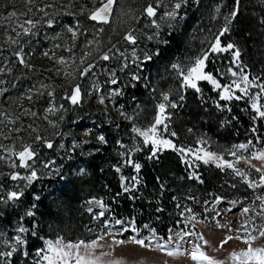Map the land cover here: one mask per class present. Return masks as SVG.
<instances>
[{
    "label": "rangeland",
    "instance_id": "obj_1",
    "mask_svg": "<svg viewBox=\"0 0 264 264\" xmlns=\"http://www.w3.org/2000/svg\"><path fill=\"white\" fill-rule=\"evenodd\" d=\"M29 1V0H27ZM26 1V2H27ZM259 2V6L264 8V0H255ZM34 13L37 15H46L48 17L51 12L49 0H32ZM80 4L81 10L87 6H93L90 9H96L101 6V0H76ZM178 0H158L157 6L159 10L154 17L145 15L144 22L141 23L139 18L137 24L133 28H128L129 32L136 37V44H132L125 40L118 42L117 45L110 50L108 60H101L89 77L81 79L80 69L87 57L94 61L98 57H92L91 51H96L99 47L97 45L99 41L95 42L94 38H88L80 50H76V44L79 34V28L74 29L72 26L67 25L63 27V31L56 32L58 42L55 46L49 50L47 45L54 43V38L51 40L46 37L47 31H40L37 20L32 19L35 23V29L30 33L25 34L21 25H26L24 20L20 23H14L21 19L28 10H22L17 12L16 10L6 11L4 17H1L0 33L3 35L5 42L3 46H0V102L3 101H16L12 103L15 108L21 110V116H17L15 111L10 112L12 107L5 109L0 108V139L3 137V141H13L17 133L8 130V127H14L13 123H18L21 126L18 128L19 131L27 133L25 127H33L37 124L40 128L36 131L31 130L29 135H40L42 129L51 127L49 119L45 118L49 115L59 114L60 111H64L68 105L65 100L52 102L49 107L44 108L42 114H32L31 112H24L28 110L27 103L33 100L41 93L43 89L42 79L49 78H62L63 80L73 81L71 84L79 85L84 92L81 100L78 103L77 112L73 117L77 118L75 124L68 129L65 140L56 142L57 148L55 152L50 151H38L34 161H31L33 165L38 164L41 177L45 179V196L49 198L57 199L60 197V187L67 181L70 176H73L78 167L83 166L84 163H80L79 158L84 155H90L96 152L107 141V136L110 133H117L120 129L118 126L113 124L126 121H137L138 127L134 129L146 130L155 121L158 114V105L160 103L166 104V114L172 103L177 105L178 101L181 100L180 96L186 94L184 88H182V77L178 74V71L172 67L174 64L180 65L185 71L192 65L195 58L203 55L205 52H210L211 44L214 42L216 35L223 29V25L219 30L213 28L214 24L226 21L225 17L228 15L224 10V4H219L216 0H187L186 4H182L178 10L179 15L175 20L165 16L166 12L174 10L175 3ZM67 8H59L58 11L63 13V16L67 15ZM13 12L15 16L11 15ZM209 14L210 17L209 18ZM64 16V17H65ZM230 17V16H229ZM62 19V17L60 18ZM64 19V18H63ZM13 21V22H12ZM155 21V24L153 23ZM139 23V24H138ZM228 23V21H227ZM226 23V24H227ZM106 24L97 23V32L103 34V27ZM156 25H159L157 27ZM18 27H20L18 29ZM27 27H31L30 25ZM34 28V27H32ZM71 28L75 32L73 35ZM199 31V32H198ZM197 34V43L190 46V50L187 52L179 53L172 59H168L163 68L162 58L166 51H171L175 42L171 40V37L176 38L177 42L182 44L183 40L187 42V36ZM0 34V35H1ZM54 36L55 33L52 30L49 33ZM230 35V34H229ZM151 37V39H149ZM232 40V38H229ZM12 41H16L13 43ZM170 41L172 44H170ZM222 41V40H221ZM229 41V40H228ZM240 47L235 41L231 42ZM197 46L195 47L194 45ZM97 45V47H96ZM222 45L223 41H222ZM23 50V57H26L31 61L33 69L32 74H37L32 83L27 76L24 81L23 91L17 96H12L15 86L11 84V75L16 72L18 68L14 69V63L19 60L15 53ZM46 49V50H45ZM183 49V48H182ZM45 50V51H44ZM27 53H26V52ZM47 53L48 55H44ZM12 55V56H11ZM151 56V60H146L145 56ZM211 55V54H210ZM209 55V57H210ZM172 57V56H171ZM179 57V58H178ZM213 57H217L218 74L225 80V84H230L233 80H239L240 69L233 63V57L231 52L215 53ZM242 57V54H241ZM12 60V61H10ZM36 61V63L33 62ZM61 60L64 62L62 63ZM17 63V62H16ZM208 64L206 62L205 71L207 72ZM241 67L243 68L242 64ZM229 69L236 71L238 75L236 77L231 76ZM244 69V68H243ZM211 71V70H210ZM212 71H214L212 69ZM211 71V72H212ZM112 73H115L113 76ZM244 74L249 76L244 69ZM45 76V77H44ZM133 76L138 79L133 80ZM115 79L117 83H111V80ZM143 81V85L153 86L155 88L153 94L154 98L160 97L159 104L153 107V111L145 109V101L141 102L138 98H130L133 96L132 91L129 89L135 88L134 86L139 82ZM169 80L171 85L168 87H161L160 84ZM258 80V79H256ZM202 81H198V86ZM159 84V85H158ZM213 87V86H212ZM200 88V87H199ZM16 89V87H15ZM158 89V91H157ZM201 89V88H200ZM195 91L194 89H190ZM250 94L259 92L258 88H250ZM213 96L210 100L209 105L216 109L217 113L221 117V123L223 129L231 127L232 123L229 115L234 112L235 109H239L244 117L248 119L250 126L248 129H244L242 135L238 137V140H231L230 136L217 137L216 133L212 131H205V133H198L195 135L196 140L194 144H187L184 146L185 152L182 153L183 159L192 160L195 163H200L206 170L213 168L219 170L225 177L223 180L224 186L229 189V196H223L218 193L212 200H194L197 206L191 207L188 205L184 213L186 216H182L177 220V227H172L167 231H161L158 228L154 229L150 225L143 224L139 225L133 218L127 217H115L112 218L111 209L103 205L99 198L88 197L86 201H83L82 207L85 209L91 218L92 226L88 227L89 233L95 235V237L89 240L71 241L67 238H62L65 243L72 242L76 243L84 241L90 243L92 241H98L99 246L92 251V258L97 259V264H115L119 261V264H196L192 261L190 252L192 251L195 244H200L202 250L205 251L210 257L215 258L219 261H224L225 264H232L230 260V254L232 251H239L244 249L246 245L240 240H231L220 247L221 241L228 235H242V233L235 230L240 229L241 225L245 221H249L250 217H254V220L250 223L259 225L264 223L259 216H255L253 212L243 214L242 209L245 207L255 208L256 212L260 211V201L256 199L257 196H264V187L251 188L249 187L247 180L253 182H259L260 177L264 174V160L254 159L253 157L257 154L264 153V139H263V126L260 130L254 128L253 115L249 112L247 107L251 108V100L249 97H244L240 100L233 99L231 101L220 100V92L212 89ZM118 93V94H113ZM204 92L197 93L198 98L204 97ZM26 94V98L24 97ZM217 94V95H215ZM236 95H242L239 91H236ZM167 95L168 101H164L163 97ZM31 97V99H29ZM50 97L56 100L58 97H53L50 92ZM103 99V103H101ZM149 100V98H147ZM21 102V103H20ZM217 102L221 105L217 107ZM261 103L264 104V98L261 99ZM83 108H80V107ZM53 109V111H49ZM228 109H231L230 111ZM146 113L147 116H144ZM14 115V121L10 122L9 115ZM44 114V115H43ZM139 116L142 120H138ZM79 117V118H78ZM116 121L115 123H112ZM264 119V118H263ZM172 119L166 121L168 123V130L164 132L163 126H160V135L164 139H169L175 145L174 139L177 138V134L172 136L171 133L175 132L171 123ZM12 124V125H11ZM11 125V126H9ZM226 126V127H225ZM255 129V131H253ZM134 134L143 140L138 132L134 131ZM103 136L104 141H100L99 137ZM203 142V143H202ZM244 144L246 148H239L238 146ZM176 146V145H175ZM203 147L206 151L216 154L218 157H222L224 161L232 162L235 165V169H238L243 176L236 175L235 169L225 167H218V161H210L205 164L203 160L196 159L194 153ZM191 149V152L187 150ZM10 148H5L0 142V157L6 159H0V173L1 176L10 174L13 171H19L17 167H11L13 161L18 162L15 156L12 155ZM171 149H163L159 152L170 151ZM13 151V150H12ZM235 152L233 156L230 153ZM203 155V153H199ZM87 157V156H86ZM239 158V159H238ZM35 159L37 161H35ZM75 161V162H74ZM30 163V162H29ZM30 163V164H31ZM49 165L45 168L44 165ZM261 169L257 171L256 169ZM14 173V172H13ZM20 173V171H19ZM21 174V173H20ZM23 175V174H22ZM198 177V179H197ZM195 179L200 182V176H195ZM26 185V181L18 180L10 188L11 191H19ZM40 188L42 186H39ZM59 189V190H58ZM42 191V188L41 190ZM4 192L0 190V196ZM39 190L33 192L32 195H38ZM6 197V195H4ZM25 196V195H23ZM219 199V203L217 202ZM235 202V203H233ZM8 205V204H7ZM7 205L0 203L1 206L6 207ZM31 210L25 208V211ZM32 211V210H31ZM34 212V211H33ZM101 213H103L101 215ZM195 217V219H192ZM2 218H5L2 216ZM7 218V217H6ZM20 218H14L8 226L3 225L0 231V238L4 239V242H0V249L2 251H8L7 244L14 242V237L18 235L17 229L21 226L25 227V221L20 222ZM120 221V223H117ZM217 221L221 225L227 227H217ZM229 228L233 229L229 232ZM195 233L196 235L183 236V233ZM158 234V235H157ZM203 235L208 241V244H203L198 239L199 235ZM168 239L165 240L164 238ZM103 237V239H100ZM143 239L146 246H141L133 243L132 240ZM26 239L28 236L26 235ZM58 239V238H57ZM57 239L42 237L43 248H47V241L51 240L55 242ZM117 241H124L123 244L116 243ZM150 246H147L149 245ZM157 244H164L165 248L161 250L157 247ZM29 243L22 250L15 252L12 257L26 251ZM254 246H264V238H259ZM179 249L181 254L168 255L169 251H176ZM84 252V249H81ZM24 255V254H23ZM12 257L6 258L10 264ZM3 259L0 258V264H3ZM40 261V257L38 262ZM46 264V262H41Z\"/></svg>",
    "mask_w": 264,
    "mask_h": 264
},
{
    "label": "trees",
    "instance_id": "obj_2",
    "mask_svg": "<svg viewBox=\"0 0 264 264\" xmlns=\"http://www.w3.org/2000/svg\"><path fill=\"white\" fill-rule=\"evenodd\" d=\"M26 1L0 0V25L2 24L1 17H4V13L7 10H16L17 12L28 10L21 19L17 22L14 21V23H20L21 20L26 23L28 20L36 19V24L39 23V33L41 30H45L47 31L45 33L46 37L49 40L54 38L52 46H45L49 50L58 42L56 32L63 31V27L67 25L72 26L74 29L79 28L76 50H80L88 38H94L95 42L99 41L97 44L99 45L98 49L91 51L92 57L98 58L91 61V58L87 57L80 69L81 79L89 77L96 70L97 64L102 60L101 57L104 54H108L118 42L123 41L124 37L130 33L127 29L135 27L139 18H141V23L144 22L143 17L147 15L145 8L149 4L156 8V14L159 10L157 6L158 0H116L109 22L100 23L90 19V13L95 10L90 9L93 6L84 7L81 10V6L76 0H49V5L47 6L50 7L51 12L48 17L35 14L32 0ZM216 1L219 4H224V10L228 12L226 17H229L234 7H236L235 0ZM67 6H69L67 15H64V17L63 13L58 11V9H65ZM61 17L62 19H60ZM209 18H211L210 14ZM49 20L52 21V26L48 25ZM97 23L106 24L103 27V34L97 32ZM226 23L227 21H222L214 24L213 28L217 31L222 25L225 27ZM227 25L230 31L221 37L223 44L226 45L235 41L240 45L241 64L245 71L249 73V79L254 80L256 76L260 77L257 75L258 73L264 77V8L259 6L258 1L240 0L239 14ZM27 26L29 25L26 23L24 27ZM30 28L33 31L37 27ZM52 30L55 33L54 36L49 34ZM197 34L186 35L188 40L187 42L183 40L182 44L177 42L176 38L171 37L175 44L171 45L173 48L171 51H166L161 57L163 68H165L168 59L177 57L176 55L183 53V51H189L190 46L198 41ZM2 37L3 35L1 34L0 46L2 45L5 51L6 49L3 45L5 42ZM230 37L232 40L229 39ZM170 44H172L171 41ZM194 46L196 47L197 44ZM15 52L14 50L13 56ZM214 54L210 55L207 61V68L217 72L219 68L217 65L218 58L213 57ZM24 60L25 64H21L19 60L14 63L13 68L18 69L11 75V84L16 87V89L13 87L14 89L11 90L13 91L12 96H17L24 90L23 86L26 76L32 83H34V78L37 76V74H32L31 61L29 59L27 61L26 57H24ZM33 62L36 63L35 60ZM90 65L92 67L87 74H82L84 69L89 68ZM42 82L43 89H41V93L27 103L28 110H24V112L40 115L43 113L44 108L59 100L67 101V107L64 111H60L59 114L45 117L49 119L50 123L48 125L51 127L42 129L41 134L37 136L34 134L29 135L31 130L36 131L40 128L37 124L34 126L36 130L33 127H25L27 130V133H25L18 130L21 126L20 124L17 122L13 123L14 127H8V130L17 133V138L9 142L3 141L4 138L2 137L0 142L5 148L19 152L24 145H31L35 153L38 151L55 152L57 148L56 142L65 140L68 129L75 124L77 118L73 117V115L77 112L76 106L78 104L73 105L68 97L72 95L77 85L71 84L73 82L71 80L67 81L62 78L46 77L42 79ZM170 85L171 82L169 80L160 84L161 87ZM134 87L129 89L133 95L129 97L131 99L138 98L141 102L145 101V109H151V114L153 107L160 103V97L154 98L153 92L155 88L143 85L141 80ZM199 87L204 92L202 99L198 98L196 91L190 90L191 88H184L183 92L186 93L184 99L178 101L177 107H170L167 111L170 119L173 117L174 120L171 125L176 129L177 138L174 139L176 148H184L187 144H194L195 135L205 133V131H212L216 133L217 137L230 136L229 141L238 140L243 130L248 129L250 126L248 119L244 117V114L239 109L234 108V112L229 115L232 123L231 127L223 129L221 117L215 113L216 109L208 103L212 99L211 96L214 95L212 85L201 82ZM80 90L83 96L84 92L81 88ZM50 92L53 97L58 98L53 100L50 97ZM24 97L26 98V94H24ZM12 103L18 104L16 101H3L0 102V108L8 109L12 107L10 112L13 113L15 111L17 116L20 117L21 110L19 108L13 109L15 107ZM80 108L83 107L81 106ZM9 116V121L13 122L14 115L11 114ZM144 116H147L146 113ZM138 120H142V117L139 116ZM113 122L115 123L116 121L112 119ZM113 125L120 127L119 131L110 133L107 136V141L95 153L84 154L82 158H79L80 163L85 162L84 167H78L75 171L76 174L70 176L62 184L58 199L57 194L54 199L45 196V191L48 189L42 183L45 179L41 177L38 164L33 165L29 161L32 165L31 169L17 167L21 175H29L31 170L34 169L39 179L22 188L25 196L21 197L19 201L10 202L6 207L1 206L0 231L3 225L8 226L14 218H20V222L25 221V228L29 229L26 234L28 236L26 240L29 243L26 249L27 256L19 252L12 257V260H10L11 264H37L39 259L37 251L43 248L42 237L52 239L65 238L66 240L68 238L71 241L76 239L89 240L95 237L88 230V227L92 226V218L82 207L83 201H86L88 197L101 199L111 209L112 218H133L140 226L147 224L154 229L158 228L161 231H167L172 227H177V220L182 216H186L184 211L188 205L194 208L197 206L194 200H212L218 193L223 196H229V189L223 183L225 177L219 170L213 168L206 170L200 163L197 164L192 160L183 159L182 153L173 149L163 153L157 152L156 157L149 159L153 146L151 144L145 145L143 140L134 134V128L139 126L137 121H117ZM262 136L264 139V132ZM37 137L41 139L37 140ZM48 143L52 144L51 148L47 147ZM36 158L40 161L38 157ZM129 159L141 165L138 174L131 165L126 163ZM37 160L35 159V161ZM17 165H19V161ZM117 168L120 169L119 172L116 171ZM19 171L12 170L10 174ZM10 174L1 176L2 174L0 173V186H2V191L4 192L2 196L11 191L10 188L15 184V181L10 178ZM121 176L125 177L124 181L121 180ZM195 176H200L201 181L198 182ZM133 177H137L139 183L133 184ZM39 186H42V191H40L41 188ZM124 187H129L130 191L124 192ZM37 190H39V194L32 195ZM36 197H39V199H36ZM25 208H30L34 211V215H26ZM2 216L5 218H2ZM0 242H4V239L0 238ZM0 251L2 250L0 249Z\"/></svg>",
    "mask_w": 264,
    "mask_h": 264
},
{
    "label": "snow or ice",
    "instance_id": "obj_3",
    "mask_svg": "<svg viewBox=\"0 0 264 264\" xmlns=\"http://www.w3.org/2000/svg\"><path fill=\"white\" fill-rule=\"evenodd\" d=\"M116 3V0H101V6L96 8L94 11L90 13V19L93 21H98L100 23H108L109 18L112 13V9L114 4ZM187 0H178V2L175 3L174 10L171 12H166L165 16L168 18H171L175 20L177 16L179 15V9L181 8L182 4H186ZM239 3L240 0H235V5L233 11L230 14V17H225L226 21H228V24L231 23L232 20L236 18V16L239 14ZM145 13L148 17H154L156 15V8H154L151 4H149L145 8ZM11 15L15 16L16 13L13 12ZM28 25L31 27H35V23L32 20L26 21ZM155 24V21H153ZM48 25L52 26V21H48ZM159 27V25H156ZM21 28H23V32L25 34L30 33L31 28L30 27H24V25H21ZM69 31L73 32V35H75V32L73 29L69 28ZM230 31L229 26L226 24L225 27L219 32V34L215 37L214 42L211 44L210 52H205L203 55L198 56L195 58L194 62L190 67L187 68L185 71L180 67L178 64L172 65L174 69L178 71V74L182 77V88H191L194 89L197 93L201 92V89L198 86V81H207L209 82L214 90H218L220 92V100L224 101H231L233 99L240 100L244 97H249L251 100V109L255 112L256 116L253 117V119L257 118H264V104L261 103V99L264 98V84L257 83L255 80L249 79V76L247 74H244V69L241 67V50L239 47H237L234 43H227L226 45H222L221 37H223L225 34H227ZM151 39V37H149ZM125 40L129 41L132 44H136V37L130 33H128L125 36ZM15 43L16 41H12ZM224 52H231V55L233 57V63L236 65L237 68L240 69L239 74V80H233L230 84L222 85L219 80H217L211 73H208L205 71L206 68V62L209 59V55L212 53H224ZM23 50L15 53V55L19 58V61L21 64H25V60L23 57ZM44 55H48L47 53H44ZM110 57L108 54H104L101 59L108 60ZM146 60H151L152 57L145 56ZM63 63L64 61L61 60ZM27 66V65H26ZM91 65L89 68L84 69L82 74H87V72L91 69ZM229 72L231 76L236 77L238 73L236 71H233L232 69H229ZM114 76L115 73H112ZM133 80L138 79V77L133 76ZM111 83L115 84L117 81L115 79L111 80ZM258 88L259 92L255 94H250V88ZM236 91H239L242 95H236ZM118 94V93H113ZM73 105H77L81 100V90L79 85H77L74 88V91L70 97H68ZM31 99V97H29ZM164 101H168L169 97L165 95L163 97ZM180 99L183 100V95L180 96ZM101 103H103V99H101ZM172 108L177 107L175 103H172L170 105ZM217 107L220 108L221 105L217 102ZM229 111L231 109H228ZM49 111H53V109H49ZM170 120V115L166 114V104L160 103L158 105V114L155 118L154 123L147 128L146 130H140V129H134V131L138 132V134L143 137V142L145 145L151 144L153 146V151L149 159H152L156 157L157 152L163 150V149H173L175 151H178L180 153H184L185 150L183 148H176V146L172 143L169 139H164L160 135V126H163V131L167 132L168 130V123L166 121ZM255 131V129H253ZM172 136H175L176 133L172 132ZM37 140L41 139L40 137L36 138ZM100 141H104V137H99ZM203 143V142H202ZM48 148L52 147L51 143L47 144ZM239 148H246L247 145L241 144L238 146ZM139 150V149H137ZM12 152V155L16 157V159L19 161V167L24 169H31L32 165L29 163V161H34V157L36 156V153L33 151L31 145H24L22 147V150L19 152H15L12 150H9ZM188 152H191L192 150H187ZM203 153V155H200L199 153ZM231 155L235 156L236 153L232 152ZM194 155L196 156V159L203 160L205 164L209 163L210 161H218L217 166L218 167H227L235 169V165L232 162L224 161L222 157L216 156V154L206 151L203 147L198 149ZM254 159H261L264 160V153L257 154L253 157ZM0 159H6L5 157H0ZM239 159V158H238ZM127 164L131 165L135 172L138 174L141 169V165L139 163H134L131 159L126 161ZM11 167L15 168L17 167V164L15 161H13L10 165ZM45 168H48L49 165H44ZM257 171H261V169H256ZM117 172L120 171L119 168L116 169ZM236 175L243 176L244 174L241 173L238 169H235ZM10 178L13 181L16 180H23L26 181V185L32 184V182L36 179H39L37 172L32 169L29 175H21L19 172H15L10 174ZM198 179V177H197ZM121 180L124 181L125 177L121 176ZM133 184L139 183V180L137 177H133ZM246 183H248L249 187L251 188H257V187H264V174L261 175L259 182H253L251 180L246 179ZM0 190H2V186H0ZM124 192L130 191L129 187H124ZM24 191H9L6 193L5 196H0V203L2 204H9L15 203L23 197ZM36 199H39V197H36ZM257 200L260 201L259 208L260 211L256 212L255 208H249L245 207L242 209L243 214H248L249 212H253L255 216H259L262 221H264V196H257ZM219 203V199L217 201ZM235 203V202H233ZM103 213H101L102 215ZM26 215L33 216L34 212L29 210L27 211ZM192 219H195V217H192ZM254 220V217H250L249 221H245L244 224L241 225L240 229H237L235 231L242 233V235H228L226 236L220 243V247L223 248L225 244H227L229 241L235 239L240 240L242 243L246 245L244 249H241L239 251H232L230 254V260L232 264H264V246H254L255 242L259 238H264V223H261L259 225H255L254 223H250V221ZM117 223H120V221H117ZM217 227L224 228L227 227L226 225H221L217 221ZM229 232H232L233 229L229 228ZM18 235L14 237V242L9 243L8 251H0V258L3 259V264H9V261L6 258L12 257V255L17 252L18 250H22L23 247L26 245V234L29 232V229L21 226L17 229ZM34 234V233H33ZM190 235H196L195 233H183V235L180 237L183 239V236H190ZM100 239H103V237H100ZM198 239L203 242V244L207 245L208 241L204 238V236L201 234L198 236ZM133 243H136L141 246H146L145 241L143 239H135L132 240ZM47 248L45 249H39L37 251V255L40 257V261L37 262V264H41V262H46V264H97V259L92 258V251L99 246L98 241H92L90 243H85L84 241H79L76 243L68 242L65 243L62 238H58L55 242L49 240L46 242ZM116 243L123 244L124 241H117ZM147 246H150L147 245ZM157 247L163 250L165 248L164 244H157ZM81 249H84V252H81ZM25 256H27V252L25 251L23 253ZM168 255H178L181 254L179 249L176 251H169L167 253ZM190 256L192 261H195L196 264H225L224 261L216 260L213 257H210L205 251L202 250V247L200 244H195L192 251L190 252ZM115 264H119V261L115 262Z\"/></svg>",
    "mask_w": 264,
    "mask_h": 264
},
{
    "label": "bare ground",
    "instance_id": "obj_4",
    "mask_svg": "<svg viewBox=\"0 0 264 264\" xmlns=\"http://www.w3.org/2000/svg\"><path fill=\"white\" fill-rule=\"evenodd\" d=\"M207 70H208V68H207ZM211 71H212V69H211ZM211 71L208 70L207 72H208V73H211V74H212L217 80H219V82H220L222 85L225 84V80L219 76L218 71H217V72H215V71H212V72H211ZM257 75L260 76V77H257V76H256V78H254V80H255L257 83L264 84V77H263V75H261L260 73H258ZM256 79H258V80H256ZM202 82H204V83L206 82V84H210V83L207 82V81H202ZM247 109L249 110V112H250L254 117L256 116L255 112H254L250 107H247ZM256 120H257V121H254V126H253V127L256 128L257 130H259V129L262 128V124H261V122L264 123V119H263V118H257Z\"/></svg>",
    "mask_w": 264,
    "mask_h": 264
}]
</instances>
